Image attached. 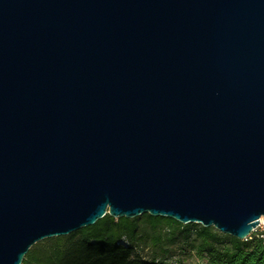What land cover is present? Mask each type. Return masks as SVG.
I'll return each instance as SVG.
<instances>
[{
    "label": "water",
    "instance_id": "95a60500",
    "mask_svg": "<svg viewBox=\"0 0 264 264\" xmlns=\"http://www.w3.org/2000/svg\"><path fill=\"white\" fill-rule=\"evenodd\" d=\"M146 214L264 219V0H0V264Z\"/></svg>",
    "mask_w": 264,
    "mask_h": 264
},
{
    "label": "trees",
    "instance_id": "16d2710c",
    "mask_svg": "<svg viewBox=\"0 0 264 264\" xmlns=\"http://www.w3.org/2000/svg\"><path fill=\"white\" fill-rule=\"evenodd\" d=\"M254 231L239 241L199 224L183 225L148 214L135 219L106 215L95 225L68 236L45 239L22 264H169L168 248L188 245L199 264H264V238ZM126 241L127 246L121 245ZM151 251L148 260L137 251Z\"/></svg>",
    "mask_w": 264,
    "mask_h": 264
},
{
    "label": "rangeland",
    "instance_id": "374dc122",
    "mask_svg": "<svg viewBox=\"0 0 264 264\" xmlns=\"http://www.w3.org/2000/svg\"><path fill=\"white\" fill-rule=\"evenodd\" d=\"M257 233H260V230H258ZM121 245L127 246L126 241H121ZM168 251H170L171 255L167 260L169 264H199L198 259L185 243H177L174 247H169ZM151 255L150 250H145L137 251V256L134 257H140L141 259L148 260Z\"/></svg>",
    "mask_w": 264,
    "mask_h": 264
},
{
    "label": "built area",
    "instance_id": "2783aa9c",
    "mask_svg": "<svg viewBox=\"0 0 264 264\" xmlns=\"http://www.w3.org/2000/svg\"><path fill=\"white\" fill-rule=\"evenodd\" d=\"M258 230H260V233L262 234L261 236L264 238V220L260 221V224L255 231H258Z\"/></svg>",
    "mask_w": 264,
    "mask_h": 264
},
{
    "label": "bare ground",
    "instance_id": "6f19581e",
    "mask_svg": "<svg viewBox=\"0 0 264 264\" xmlns=\"http://www.w3.org/2000/svg\"><path fill=\"white\" fill-rule=\"evenodd\" d=\"M262 220H264V219H262Z\"/></svg>",
    "mask_w": 264,
    "mask_h": 264
}]
</instances>
